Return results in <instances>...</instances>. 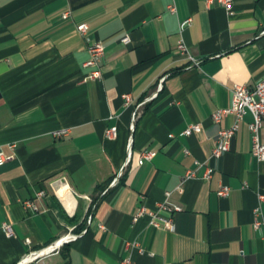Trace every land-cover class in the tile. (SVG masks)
I'll use <instances>...</instances> for the list:
<instances>
[{
    "label": "crops",
    "instance_id": "1",
    "mask_svg": "<svg viewBox=\"0 0 264 264\" xmlns=\"http://www.w3.org/2000/svg\"><path fill=\"white\" fill-rule=\"evenodd\" d=\"M96 41L102 77L88 79ZM262 79L264 0H233L232 13L207 0H0V149L10 157L0 167V264L68 233L77 237L29 264H119L129 241L136 264H264V162L252 153L250 113L230 150L210 157L235 119L216 123L212 113L231 105L234 85ZM194 124L200 132L183 134ZM62 129L68 135L57 137ZM145 150L156 155L140 165ZM221 184L227 197L217 195ZM165 200L182 207L160 212L171 228L148 214L133 220L141 205L158 210Z\"/></svg>",
    "mask_w": 264,
    "mask_h": 264
},
{
    "label": "built area",
    "instance_id": "2",
    "mask_svg": "<svg viewBox=\"0 0 264 264\" xmlns=\"http://www.w3.org/2000/svg\"><path fill=\"white\" fill-rule=\"evenodd\" d=\"M208 3L217 2L225 7L228 13H232L233 10V0H207ZM170 9L172 11H175V7L171 6ZM71 14V11L69 9L65 10L62 13L63 18H68ZM188 22V21H187ZM186 24V22L183 23V26ZM78 31L86 35L88 32V25L86 23H80L77 25ZM122 42L125 44H128L130 42V35H125L122 39ZM178 50L182 53L187 55L188 54V48L186 44L183 41H179ZM89 51V59L86 61L85 65L87 67H91L92 71L87 76L88 79H99L102 77V71H101V62L102 58L105 53V47L103 43L100 41L92 42L88 46ZM190 61L193 65H198V60L195 59L193 56H189ZM164 81V78L161 79V82L158 85L157 92L147 98L144 102L140 104L143 105L146 101L153 98L158 91L162 88V82ZM125 103L128 104L131 100V97L129 94L124 95ZM139 106L136 108V110L133 113V123H132V129L135 127V122L137 121L140 112H139ZM250 113L253 117V121L249 124V129L253 133V146H252V153L256 157L257 160L264 162V142L261 140L260 137V131L261 128L264 125V79L259 81L254 87L249 88L245 85L236 84L234 85L232 89V100L231 105L226 108H220L216 110L214 113H212V118L214 122L219 123L222 118L225 115H234V122L229 127L223 128L219 131L218 136L215 141V146L211 153V158H219L225 153H227L230 150V143L233 136L236 134L240 127V123L243 121L246 114ZM201 126L200 124H194L188 126L184 131L183 134L190 135L194 132H200ZM68 129H62L55 132V135L57 137H64L68 135ZM106 137L112 139L117 136V128L111 127L106 130L105 133ZM131 144L132 140L129 142V152H128V159H130L131 156ZM156 155L155 151L145 150L141 153L138 163L140 165H143L146 161L152 160ZM10 159L9 156L5 155L4 152L0 149V167L3 166L8 160ZM214 168L211 166H208L205 171V178H210L213 174ZM123 170L119 172L117 177H115L112 181V185H115L118 183L119 177L122 174ZM194 175V172L189 170L187 171L185 178H190ZM230 193V187L228 185L221 184L219 189L217 190V195L220 197H227ZM43 192L39 193V195H42ZM167 198L170 196V193H166ZM259 203L264 202V194L259 193L258 194ZM25 206L35 209V206L32 201H25ZM158 210H150L145 205H141L136 214L133 217V220L136 221L140 217H142L145 214H148L150 216L149 223L154 227H168L171 228L173 226V220L169 216L168 218L161 216V211H167L171 214L175 212L182 211V207L179 205H173L168 202V200H165L162 203H158ZM260 206L256 208L255 210V221H254V227L255 229H260L262 226V221L259 218L260 216ZM4 230L8 235L13 234L12 227L9 224L4 225ZM77 235L68 233L67 235L61 237L54 243L50 244L49 246L29 253L28 255L24 256L18 264H29L32 261H35L39 258H42L48 254H51L53 252H57L60 246L64 242H68L72 240L73 238H76ZM138 246L137 242H127L125 245V255L122 257L119 264H136L133 260L131 250Z\"/></svg>",
    "mask_w": 264,
    "mask_h": 264
}]
</instances>
